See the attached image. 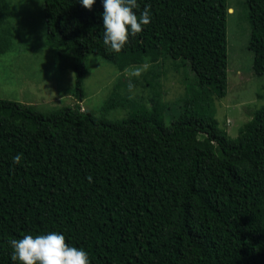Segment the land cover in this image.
Returning <instances> with one entry per match:
<instances>
[{
    "label": "trees",
    "instance_id": "16d2710c",
    "mask_svg": "<svg viewBox=\"0 0 264 264\" xmlns=\"http://www.w3.org/2000/svg\"><path fill=\"white\" fill-rule=\"evenodd\" d=\"M244 2L251 68L262 77L264 0ZM18 4L0 0V53L24 39L11 18ZM137 4V15L149 6L151 21L113 52L102 39L101 0L90 9L79 0H43L37 51L52 49L64 76L73 72L68 92L78 101L88 54L120 71L142 69L106 85L101 115L78 101L46 102L44 110L0 98V264H16L11 239L52 230L84 248L90 264H264V104L235 137L216 118L215 100L227 92L231 6ZM165 64L173 74L182 66L194 74L183 76L173 100L160 82L170 74ZM45 78L54 90L56 78ZM18 152L21 162L13 164Z\"/></svg>",
    "mask_w": 264,
    "mask_h": 264
},
{
    "label": "rangeland",
    "instance_id": "374dc122",
    "mask_svg": "<svg viewBox=\"0 0 264 264\" xmlns=\"http://www.w3.org/2000/svg\"><path fill=\"white\" fill-rule=\"evenodd\" d=\"M11 4H18L23 0H9ZM231 9L227 15V92L215 100L216 118L220 125L226 126L231 137H235L239 127L252 116L253 111L264 104V76L257 77L252 72V52L248 49L250 38L249 8L244 0H227ZM23 6L17 5L14 10V20L18 23L20 35L24 36L21 42L13 40L8 51L0 53V98L22 101L24 104L33 103L40 109L60 107L73 104L76 97L68 92L73 85V72L64 76L63 71L54 62L53 50L46 48L38 52L37 47L44 44L43 32L45 22L42 15L43 0H24ZM20 11V12H19ZM19 12V13H18ZM36 50V52H34ZM93 54L87 55L89 72L84 76V97L78 101L82 108L92 110L101 115L100 106L109 93L107 84H113L118 77L129 78L136 69L142 66L132 65L122 71L115 69L110 63H104ZM97 65H92L94 62ZM99 67V68H98ZM166 77H160L162 87L166 86L168 99H175L182 94L181 79L187 76L193 78L194 74L185 70L184 66L176 74L171 65H164ZM139 71L138 73H140ZM68 73V72H67ZM46 74V75H45ZM54 76L56 83L54 90L45 86V77ZM99 78L102 80L99 82ZM58 81L61 83L58 84ZM66 92L61 97L63 89ZM56 94H55V92ZM257 91L263 95L258 96ZM45 93L55 94L56 97L45 101ZM61 98H57V97ZM60 100V101H58ZM47 102V103H46Z\"/></svg>",
    "mask_w": 264,
    "mask_h": 264
},
{
    "label": "clouds",
    "instance_id": "9594fccd",
    "mask_svg": "<svg viewBox=\"0 0 264 264\" xmlns=\"http://www.w3.org/2000/svg\"><path fill=\"white\" fill-rule=\"evenodd\" d=\"M80 4L90 9L95 0H79ZM103 11V43L113 52L121 51L130 35L142 30L151 21L149 6L145 5L137 15V0H101ZM231 8H229L230 10ZM144 67H147L145 65ZM140 69H136L138 73ZM22 153L12 156L13 164H19ZM91 180V176L88 177ZM12 248L11 260L16 264H90L88 252L67 243L61 231H48L33 235L25 233L9 241Z\"/></svg>",
    "mask_w": 264,
    "mask_h": 264
}]
</instances>
